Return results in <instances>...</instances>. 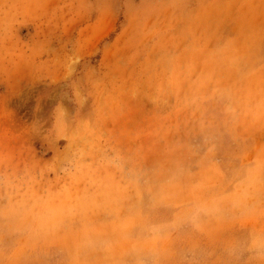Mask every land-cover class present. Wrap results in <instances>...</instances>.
<instances>
[{
  "label": "rangeland",
  "instance_id": "1",
  "mask_svg": "<svg viewBox=\"0 0 264 264\" xmlns=\"http://www.w3.org/2000/svg\"><path fill=\"white\" fill-rule=\"evenodd\" d=\"M0 264H264V0H0Z\"/></svg>",
  "mask_w": 264,
  "mask_h": 264
}]
</instances>
